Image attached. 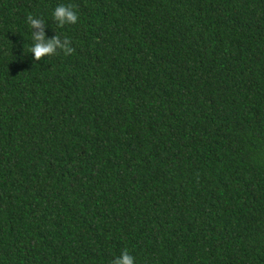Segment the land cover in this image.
<instances>
[{
	"label": "trees",
	"instance_id": "trees-1",
	"mask_svg": "<svg viewBox=\"0 0 264 264\" xmlns=\"http://www.w3.org/2000/svg\"><path fill=\"white\" fill-rule=\"evenodd\" d=\"M125 249L264 264V0H0V264Z\"/></svg>",
	"mask_w": 264,
	"mask_h": 264
},
{
	"label": "clouds",
	"instance_id": "clouds-1",
	"mask_svg": "<svg viewBox=\"0 0 264 264\" xmlns=\"http://www.w3.org/2000/svg\"><path fill=\"white\" fill-rule=\"evenodd\" d=\"M53 19L58 27H63L68 24H76L78 21L77 12L74 6L58 5L53 12ZM26 21L32 29L33 45L28 49V52L33 54L35 61H40L46 56L56 54L57 50L63 51L65 55L72 54L75 49L71 47V40L67 36L61 38L56 33L51 38H46V23L43 19L34 17L31 13L26 17ZM110 264H134V257L125 249L120 256L113 259Z\"/></svg>",
	"mask_w": 264,
	"mask_h": 264
}]
</instances>
